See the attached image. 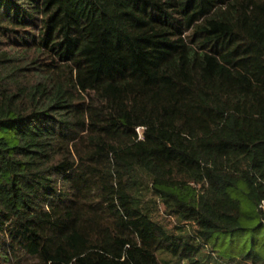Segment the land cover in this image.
Masks as SVG:
<instances>
[{"label":"trees","instance_id":"obj_1","mask_svg":"<svg viewBox=\"0 0 264 264\" xmlns=\"http://www.w3.org/2000/svg\"><path fill=\"white\" fill-rule=\"evenodd\" d=\"M262 203L264 0H0V264H264Z\"/></svg>","mask_w":264,"mask_h":264},{"label":"rangeland","instance_id":"obj_2","mask_svg":"<svg viewBox=\"0 0 264 264\" xmlns=\"http://www.w3.org/2000/svg\"><path fill=\"white\" fill-rule=\"evenodd\" d=\"M158 217L161 219V221L168 228L174 229V226L176 225V221H175V219L173 217H171L170 215H167V214L163 213L162 211H160ZM159 258L162 261L161 262L162 264H184L182 261L181 262H178V263L172 261L170 257H167V255H160Z\"/></svg>","mask_w":264,"mask_h":264},{"label":"built area","instance_id":"obj_3","mask_svg":"<svg viewBox=\"0 0 264 264\" xmlns=\"http://www.w3.org/2000/svg\"><path fill=\"white\" fill-rule=\"evenodd\" d=\"M137 131H138L139 134H141V129L140 128H138ZM262 207L264 209V203H262Z\"/></svg>","mask_w":264,"mask_h":264}]
</instances>
